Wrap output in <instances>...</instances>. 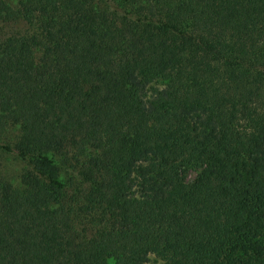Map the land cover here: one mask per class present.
Instances as JSON below:
<instances>
[{
  "label": "trees",
  "instance_id": "16d2710c",
  "mask_svg": "<svg viewBox=\"0 0 264 264\" xmlns=\"http://www.w3.org/2000/svg\"><path fill=\"white\" fill-rule=\"evenodd\" d=\"M0 150V264H264V0H0Z\"/></svg>",
  "mask_w": 264,
  "mask_h": 264
},
{
  "label": "rangeland",
  "instance_id": "374dc122",
  "mask_svg": "<svg viewBox=\"0 0 264 264\" xmlns=\"http://www.w3.org/2000/svg\"><path fill=\"white\" fill-rule=\"evenodd\" d=\"M6 1L11 7H17L18 0ZM18 134V128H10L4 134L3 141L11 143L16 139ZM23 171L24 164L15 155L0 150V177L2 179L8 181L15 188H21L20 179ZM194 175V173H191L190 178H194ZM154 262H156V259L151 257V262L149 264H154Z\"/></svg>",
  "mask_w": 264,
  "mask_h": 264
}]
</instances>
